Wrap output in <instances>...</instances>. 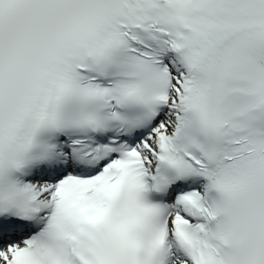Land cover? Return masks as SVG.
I'll return each instance as SVG.
<instances>
[{
    "label": "snow or ice",
    "instance_id": "6c2138e0",
    "mask_svg": "<svg viewBox=\"0 0 264 264\" xmlns=\"http://www.w3.org/2000/svg\"><path fill=\"white\" fill-rule=\"evenodd\" d=\"M0 264H264V0H0Z\"/></svg>",
    "mask_w": 264,
    "mask_h": 264
}]
</instances>
